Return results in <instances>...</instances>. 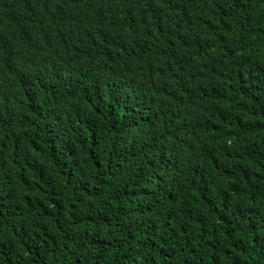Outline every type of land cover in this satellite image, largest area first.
<instances>
[{
  "label": "trees",
  "instance_id": "16d2710c",
  "mask_svg": "<svg viewBox=\"0 0 264 264\" xmlns=\"http://www.w3.org/2000/svg\"><path fill=\"white\" fill-rule=\"evenodd\" d=\"M0 264H264V0H0Z\"/></svg>",
  "mask_w": 264,
  "mask_h": 264
}]
</instances>
